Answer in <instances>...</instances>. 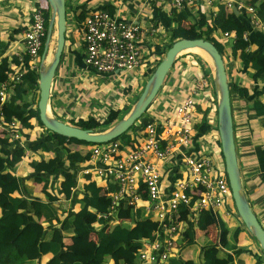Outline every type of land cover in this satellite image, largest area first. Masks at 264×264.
<instances>
[{
  "label": "crops",
  "instance_id": "0c3cea01",
  "mask_svg": "<svg viewBox=\"0 0 264 264\" xmlns=\"http://www.w3.org/2000/svg\"><path fill=\"white\" fill-rule=\"evenodd\" d=\"M248 1L249 0L246 2L249 3ZM32 2V0H29V2L27 0H0V70L10 67V69H13V71L23 68L25 71H34L30 67V58H28L27 54L25 53V31L27 28H29L32 9L35 6L42 4L48 8L50 13V6L48 0H34L33 4ZM168 5L171 6L169 9H167ZM66 7V34L72 36L73 39L68 46L66 42L62 61L57 69L53 82L51 103L61 111L62 116L65 118L86 117L91 113L104 120L109 115L107 109L103 107L96 110L95 107H98V104L90 108V105L86 104L88 99L86 94L88 93L87 91L96 93L94 92L95 90L90 87L92 86L90 82L93 76H101V78L107 79L109 74L99 73L94 69L89 68L85 64V44L80 35L75 34V30L82 27L85 18L92 12L97 10H108L114 16L139 22L144 27L153 26L155 30L154 35L150 36L149 41L145 43L149 48L150 53L153 54L152 45L160 44L162 41H164L166 36H169L168 38L171 39L170 31L175 27V24L170 27L165 21V17L167 14H171V11L173 10L172 5L169 2H157L155 0H66ZM219 7L220 6L216 8L217 13ZM201 9L202 8L199 6H190L183 10H187L189 16L188 22L192 24L196 34L201 32L204 33L210 28L214 29L211 33V36L215 37L225 47V55L223 54V56L225 59L229 81L231 87L232 85H235L236 88L238 87V89H236L233 94H231V96L235 140L239 163L250 203L252 204L254 211L264 226V114L261 113V111L264 109V72L254 78L253 70L250 67V58L252 54L264 45V30L253 23L252 16H250L248 12L239 11V14L237 15L241 17L248 27V29L244 32V36L246 33L248 34V39L246 40L244 37V40L248 41L250 44L247 49L250 56L247 59L242 60L239 57H234L231 53L230 48L234 42V39H228L227 44L226 42H222L221 38H223L222 33L224 32H222L220 29H217L215 17H212L211 11L208 12V10L204 9L205 13H203ZM232 10L234 11V9ZM256 16L262 20L257 14ZM202 21L204 24H202ZM19 28H22V30L17 31ZM23 54L25 58L24 64H13L12 59H14L15 56L20 57ZM159 55L160 54L158 53L156 56H153L149 62L156 61V59L160 57ZM195 56L197 55L195 54ZM179 61L183 62V69L187 68L188 65H196L198 67L192 78H194L198 73L207 74V71H210V69L207 68L208 64H204L207 66L206 71L203 67L204 65L199 67L197 64H195L196 60L194 58L190 59L189 55L185 58L179 57L178 62ZM156 62L158 63V61ZM178 62L171 69L168 75L169 78L167 77L165 84L153 102V104L157 103L156 109L162 114V116L174 114V111L177 107L176 106L173 108V105L176 103V97L183 96V98L178 102L179 104L187 95V87H189V83L192 80V78H186V76H183L182 74L177 73V70H174V67L175 69L177 68L176 66ZM12 72L9 74H12ZM34 72L39 73V71ZM148 72L149 70H146L144 67H142L140 69L139 76L134 77V81L129 83L128 79H126V83L128 82L127 86H130L129 84H133V87L130 86L132 90L131 92L127 93V91H125L127 86H125L124 91H122V100L124 101H122V104L119 103V101L116 102L115 106H113L114 110H120V108H122L120 110L121 113L124 108H129L131 104L137 100V98L142 93L148 78L150 77ZM207 76L210 80L209 94L203 100L201 99L199 103L206 110H209V116L211 117L213 116V109H210V103H212L213 100H216V93L213 80L210 78L211 75L207 74ZM3 81L4 79L0 81V86ZM99 84L102 83L100 82ZM243 87L248 89L249 93L247 95L238 93V90ZM141 88L142 90L139 92ZM34 94L36 98V96L40 94V90L34 91ZM133 96L135 100L132 99ZM127 97H129V99ZM164 99L168 101V105L167 103H164ZM177 99L179 100L180 98ZM257 103L261 105V108L257 107ZM125 111L123 113H125ZM156 117L157 116L153 114L152 118L148 119H154ZM206 120L207 130L204 132L209 131L210 135H215V131L211 128L212 123H210L208 119ZM17 121L20 122L19 119H17ZM7 128V125H0V136L1 138H9L11 140V144L6 145L2 142V140H0V148L2 149L0 155L3 158H9L11 153H13L18 148H26L23 160L13 168V173L19 182V188L22 190L21 192L26 199L32 202L35 212L40 211L39 207L41 201L46 199L45 194L42 192V184H39L35 181V176L41 175L44 178L50 180L49 190L58 193L60 189L59 186L62 181L60 170L73 168L76 182L75 185L71 187V197L65 198L62 195H58L60 199L56 203L57 205L61 204L59 214L62 221L59 224V227L61 230H63L64 223L69 219L70 216L76 214L80 209L81 205L77 203V200L78 198H82L84 195L83 184L85 174L83 173V170L89 165V162L78 166H69L66 154L56 143L54 137L48 142L50 151H35L33 149L34 145L47 141L48 132L42 126L36 125L34 129L19 127V139L10 137ZM209 133H205L204 135H208ZM138 134L143 135V133ZM201 134L202 133L197 132L198 137L201 136ZM199 141L200 138L196 139L195 144H197ZM70 147H72L73 150H79L83 152L90 151V146L71 144ZM215 150H217V153H219V157L224 160L221 153L222 149L219 144ZM33 160L41 161L36 168L32 167L31 165ZM170 167L171 166L167 165V168L164 169L166 178H168L169 181L171 180L172 175L171 169H169ZM94 178L99 185H106V181L97 179L95 176ZM228 207L224 209V212L227 209H232L231 205ZM114 215L108 219L109 222L107 228H112L117 223H113L114 219L112 218H115ZM35 217L40 219L37 213H35ZM121 219L126 218L120 217L119 221ZM239 226H241L239 239H243V244L248 246V244L251 243V240H247V237H249L248 235H250V233L245 228H243L242 224H239ZM103 227V225L96 224L93 230L85 232L82 235H77L71 230L63 231L65 236V244L72 248V250L76 251L79 250L77 243L82 242L86 244H97L98 231ZM196 232L197 235L195 242L198 243L203 257L202 252L205 245L202 244V240L205 236L202 234L199 237V233L201 231L198 229ZM211 237L216 242L219 238V234L216 238L212 235ZM220 247L222 246L220 245ZM252 248L253 246L251 249ZM51 257L52 254H47L42 257L41 261H26L23 264H33L34 261H36L37 264H42L47 262ZM257 257L258 255L253 257L248 255V259L246 258V264H254ZM110 264H117V262L112 260ZM119 264L149 263L142 262L138 255V259L134 262H130L127 258H124Z\"/></svg>",
  "mask_w": 264,
  "mask_h": 264
},
{
  "label": "trees",
  "instance_id": "16d2710c",
  "mask_svg": "<svg viewBox=\"0 0 264 264\" xmlns=\"http://www.w3.org/2000/svg\"><path fill=\"white\" fill-rule=\"evenodd\" d=\"M248 2L252 3L256 14L264 22V0H249ZM45 17L48 32L49 10L46 12ZM188 20L187 10L178 11L173 9L171 14H167L165 17L167 24L170 27L175 24V27L170 31L172 41L180 38L203 37L213 41L220 52L225 55L224 45L211 36L214 29L210 28L204 33L197 34L190 32L189 28L191 26L187 23ZM215 22H217V29L236 36L230 48L232 55L242 60L247 59L250 56L247 50L250 44L244 40V32L248 27L241 17L222 3L215 17ZM202 24H204L203 21ZM21 30L22 28L17 29V31ZM46 39L47 35L44 38L42 53L45 48ZM152 48L153 54L150 53V56L146 58L147 61L161 52L162 45L154 44ZM191 54H184L180 58H185ZM192 56L195 55L192 54ZM27 57L29 58L28 55ZM195 57L201 65L207 64L200 55ZM12 62L15 65L21 64L19 57L16 56L12 59ZM160 62L161 60H158L157 65ZM177 62L178 60L175 64ZM250 67L253 70L254 78L264 72V45L252 54ZM155 68H152L148 72V75H151ZM12 71L13 69H10V67L0 70V81L5 79ZM38 79L39 73L27 70L24 72L21 80L14 87L10 88L7 103L5 104L6 120L11 122L14 119H19L22 128L26 129H34L36 125L46 129L48 132L47 141L34 145L33 149L35 151H50L48 142L54 137L56 143L66 154L69 166L73 167L88 163L91 152L73 150L70 145L78 144L93 147L95 143L58 134L47 129L41 121L38 109L39 99L36 100L34 94V91L39 90ZM129 85L132 86L133 84ZM130 86L126 87L125 91L127 93L132 90ZM236 89L238 87L236 88L235 85H232L231 94ZM238 93L247 95L249 91L246 87H243L238 90ZM256 105L261 108L260 104L257 103ZM52 108L57 118L82 128H92L94 130H103L122 116L120 115V110L113 109L104 120L91 113L86 117L65 118L55 105H52ZM208 113L209 110L207 109L204 118L196 126L197 131L202 134L209 133V131L204 132L207 128L201 130L203 124L207 126L206 115ZM261 113L264 114V109ZM136 128L137 123L115 138V140L121 143L123 149L126 147L136 149L137 146L141 145L142 138L134 135L136 134ZM0 140L6 145L11 144V140L7 137L1 138L0 136ZM218 144L221 146L220 141H218ZM25 150V147L18 148L11 153L9 158H3L0 155V264H23L26 261H41L42 257L47 254H52V257L42 264H110L112 260L119 264L124 258H127L130 262L138 259L139 250L144 245L143 240L153 239L154 232L159 229V221L146 215L145 206H132L128 204L127 200L123 199L117 213L120 217L126 219H121L112 228H107L109 218L105 217V215H108L110 212L112 203L109 193L117 190V188L113 184L107 187L99 185L93 174H85L83 184L84 195L77 200V203L81 205L80 209L76 214L69 217L63 225V230H61L59 227L62 221L59 214L61 204L57 205L56 203L60 199L58 195H62L65 198L71 197V187L76 182L74 170L73 168L60 170L62 181L58 193L49 190L50 180L41 175L35 176V181L42 184V192L46 196V199L41 201L40 211L35 212L32 202L26 199L21 192L19 182L13 173V168L23 160ZM1 151L2 149L0 148V153ZM221 153L224 158L222 151ZM40 162L39 160H33L31 165L36 168ZM196 199L197 197L194 196V200ZM144 200H147L146 194H144ZM231 207H234L236 211L234 200ZM185 210V207L181 209V211ZM35 213H37L40 219L35 217ZM233 215H216L212 211L205 209L198 214L196 221L187 220L188 226L185 231L180 233L176 240L174 253L164 264H199L194 258H186L181 253V250L187 245L195 243L197 229L203 232L205 236L202 240V244L205 245L202 252V264H246L248 255L252 257L258 255L254 264H264V255L262 253L259 254L255 246L250 250L247 249L248 247L243 244V239H239V222L242 224L243 222L240 218L236 222H230V216ZM96 224L104 226L98 231L97 244L77 243L79 247L78 251L72 250V248L65 244L63 231L71 230L77 235H82L85 232L93 230ZM213 226H217L218 229L219 246L215 245V241L211 237ZM247 240L251 239L247 237ZM245 247L247 248L245 249Z\"/></svg>",
  "mask_w": 264,
  "mask_h": 264
},
{
  "label": "built area",
  "instance_id": "2783aa9c",
  "mask_svg": "<svg viewBox=\"0 0 264 264\" xmlns=\"http://www.w3.org/2000/svg\"><path fill=\"white\" fill-rule=\"evenodd\" d=\"M155 1L169 2L178 11L199 6L211 11L212 17H216V8L223 3L229 9L248 12L253 23L264 30V22L257 18L255 7L246 0ZM46 12V6H35L31 11L29 28L25 31V53L30 58V67L37 72L41 68L42 48L48 33ZM154 31L153 26L144 27L139 22L114 16L108 10H97L85 18L75 34L80 35L85 44L84 60L89 68L99 73L122 74L126 79L130 78L128 82L131 83L142 67L150 71L156 63L147 61L150 50L145 44ZM222 34L223 38H220L226 44L228 39L236 38L229 32ZM244 37L247 40L248 34ZM19 59L24 64V54ZM24 72V68L14 70L0 86V125H7L9 135L14 139L20 138L18 131L22 126L17 119L6 120L5 104L10 88L21 80ZM209 84L207 74L198 73L190 81L187 95L177 105L174 114L145 120L141 126L138 124L136 136L143 139L136 149H123L115 139L95 144L90 149L89 165L83 173L106 181L105 187L113 184L117 188L109 193L112 203L105 217H113L124 199L129 205L145 206L146 215L159 221V229L154 232L153 239L143 240L139 257L144 263L164 264L174 253L176 240L188 226L187 220L196 221L201 211L208 209L216 215L223 213L227 216L234 213L232 209L224 212L232 205L233 197L225 160L215 150L218 132L197 136L196 126L204 118L206 110L199 102L208 96ZM213 108L216 105L212 102L210 109ZM206 118L210 123L214 122L213 116L207 114ZM204 136L208 142L195 144L196 139ZM164 165L171 166L168 186L163 185L166 179ZM183 168L186 172L182 171ZM144 194L147 200H144ZM184 207L186 210L181 211ZM235 214L238 216L237 211Z\"/></svg>",
  "mask_w": 264,
  "mask_h": 264
},
{
  "label": "water",
  "instance_id": "95a60500",
  "mask_svg": "<svg viewBox=\"0 0 264 264\" xmlns=\"http://www.w3.org/2000/svg\"><path fill=\"white\" fill-rule=\"evenodd\" d=\"M48 2L50 6V19L45 48L42 54L41 68L39 70L40 79L38 85L40 98L38 109L44 126L66 137H75L79 140L95 144L109 142L119 137L146 113L165 84L175 62L181 55L193 52L191 49L195 48L206 52L211 62L208 58L206 59L200 54L198 55L203 57L207 62L212 74L218 110L217 130L232 197L238 216L243 222L245 229L250 231L247 230L257 241L264 255V226L250 203L244 185L235 140L231 84L224 56L215 43L203 37L180 38L173 41L166 51L164 58L148 78L140 96L118 120L103 130L82 128L57 118L53 113L51 103L52 87L67 42V7L66 0H48ZM234 12L239 14L237 8H234ZM53 33L55 38L52 36ZM219 240L220 238L215 242L216 246H219Z\"/></svg>",
  "mask_w": 264,
  "mask_h": 264
},
{
  "label": "rangeland",
  "instance_id": "374dc122",
  "mask_svg": "<svg viewBox=\"0 0 264 264\" xmlns=\"http://www.w3.org/2000/svg\"><path fill=\"white\" fill-rule=\"evenodd\" d=\"M28 2H29V0H27ZM33 2H32V4L34 3V0H32ZM171 6L170 5H168L167 6V9H169ZM192 7V6H191ZM201 11L203 12V13H205V10L204 9H201ZM212 18V17H211ZM209 22V21H208ZM188 24L191 26L190 28H189V31L190 32H195V30H194V28L192 27V24H190L189 22H188ZM208 27V26H207ZM67 36H66V38H67V46L69 45V43L72 41V36H70V35H68V34H66ZM169 36H166V38H164V41H162L161 43H162V45H163V47H162V50H161V52L159 53L160 55V57H158L157 59H156V61H158V60H162L163 58H164V56H165V54H166V51H167V49H168V47L171 45V43H173V41H172V39H169L168 38ZM160 43V44H161ZM196 54L197 56H198V53H194V52H190V54ZM192 54L191 55H189V58L190 59H192V58H194L195 60H197L198 61V59H196V57L195 56H192ZM197 61H195V64H197L199 67L201 66V64L200 63H198ZM157 63V62H156ZM155 63V65H157ZM187 65V64H186ZM156 67V66H155ZM154 67V68H155ZM177 68L175 69V67H174V70L176 71L177 70V73H180V74H182L183 76H186V78H192L193 77V75H194V73L196 72V70L198 69V67L196 66V65H194V66H190V65H188V67L187 68H184L183 69V62L182 61H179L178 62V64H177V66H176ZM204 68H205V70L207 71V68H209V66L207 67V66H203ZM207 67V68H206ZM109 75L107 76V79H103V78H101V76L100 77H98V76H93V78H91V85L92 86H90L93 90H95L94 92H96V93H92L91 91H87L88 93L86 94V97L88 98L87 99V103L86 104H89L90 105V108H92L93 106H96L97 104H98V107H95L96 108V110L97 109H100V108H103V107H105L106 109H107V111L109 112V113H111L112 112V110L114 109L113 108V106H115V103L116 102H118L119 101V103H121L122 104V101H124V100H122V98H123V96H122V91H124V88H125V86H127L128 84V82L126 83V77L124 76V75H122V74H120V75H116V74H114V73H108ZM139 74H140V72H138L137 74H136V76H139ZM207 74L208 75H211V77L210 78H212V74L210 73V71H207ZM173 76V75H172ZM124 77V78H123ZM168 78H169V76H168ZM128 80H130V78H128ZM102 83V84H99V83ZM166 82V81H165ZM174 84V83H173ZM142 90V88L139 90V92ZM126 94V93H125ZM139 95V94H138ZM39 96H40V94H38L37 96H36V100L37 99H39ZM128 99H129V97H127ZM177 98H180L179 100L177 99ZM183 98V96H178V97H176V103H175V105H173V108H175L177 105H178V102L181 100ZM132 99L133 100H135V98H134V96L132 97ZM95 102V103H94ZM112 103H113V105H112ZM164 103H167V105H168V101L167 100H165L164 99ZM213 103L216 105V108H217V103H216V100H214L213 101ZM125 104V103H124ZM132 105V104H131ZM156 106H157V103H152L151 104V106L147 109V111H146V113H144V115L136 122L137 123V125L139 124V126H141V124H142V122H144L146 119H148V118H152V116H153V114H155L156 116H158V117H160V118H162V115H161V113L160 112H158L157 111V109H156ZM214 109L213 108V111H212V115H213V117H214V122H212V126H211V128L214 130V131H216V132H218V130H217V119H218V116H217V109ZM122 108H120V110H121ZM126 109H128V108H124L122 111H121V113H120V115H123L124 113V111L126 110ZM161 111V110H160ZM162 112V111H161ZM209 114V113H208ZM207 127H206V125H202L201 126V130H204V129H206ZM204 135V134H203ZM200 141H202V144H204V143H206V142H208L207 141V136H204V137H201L200 138ZM92 148V146H90V148H89V150ZM163 168L164 169H166L167 168V166L166 165H164L163 166ZM182 171L183 172H186V169L185 168H183L182 169ZM170 184V182H169V179L168 178H166L165 180H164V182H163V185L164 186H168ZM53 192H55V191H53ZM229 208V207H228ZM233 209H234V207H232ZM232 209V210H233ZM231 210V209H230ZM233 216H230L231 217V221L230 222H236L237 220H239V218H237L238 216L235 214V209L233 210ZM114 221H113V223H116V222H119V219H120V215L118 214V213H115V215H114ZM264 223V222H263ZM239 224H242L241 222H239ZM242 226H243V228H245L244 227V225L242 224ZM241 227V226H240ZM218 229H217V226L216 227H214L213 226V229L211 230V235L213 236V237H217L218 236V231H217ZM248 230V229H247ZM249 231V230H248ZM250 232V231H249ZM203 234V232H200L199 233V237L201 236ZM240 235V234H239ZM238 235V236H239ZM249 236V238L252 240L251 241V243L250 244H252V245H250V244H248V246L247 247H249V248H247V247H245V248H247V249H251V247L252 246H255V248L258 250V252H259V254H261L262 253V251L260 250V247H259V245H258V243H257V241L251 236V235H248ZM250 245V246H249ZM244 246H246V244H244ZM181 253H182V255L184 256V257H189V256H191L192 258H194L199 264H202V261H203V257H202V254H201V251H200V247H199V245H198V243H194V244H192V245H187L184 249H182L181 250ZM263 256V255H262ZM247 259H248V257H247ZM33 264H37V262L36 261H34L33 262Z\"/></svg>",
  "mask_w": 264,
  "mask_h": 264
},
{
  "label": "bare ground",
  "instance_id": "6f19581e",
  "mask_svg": "<svg viewBox=\"0 0 264 264\" xmlns=\"http://www.w3.org/2000/svg\"><path fill=\"white\" fill-rule=\"evenodd\" d=\"M52 36H54V38H55V35H54V33H53V35ZM193 52H196V53H198V54H200V55H202V56H204L206 59L208 58L209 59V61L211 62V60H210V57L206 54V52L205 51H203V50H201V49H198V48H195V49H191Z\"/></svg>",
  "mask_w": 264,
  "mask_h": 264
}]
</instances>
